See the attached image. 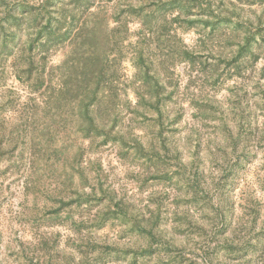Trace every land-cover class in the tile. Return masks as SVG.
Wrapping results in <instances>:
<instances>
[{"label": "rangeland", "instance_id": "1", "mask_svg": "<svg viewBox=\"0 0 264 264\" xmlns=\"http://www.w3.org/2000/svg\"><path fill=\"white\" fill-rule=\"evenodd\" d=\"M0 264H264V0H0Z\"/></svg>", "mask_w": 264, "mask_h": 264}, {"label": "trees", "instance_id": "2", "mask_svg": "<svg viewBox=\"0 0 264 264\" xmlns=\"http://www.w3.org/2000/svg\"><path fill=\"white\" fill-rule=\"evenodd\" d=\"M96 32L94 27L89 29L88 41L94 45V48L91 46L88 50V58L83 61L82 76L74 79L68 77L67 74H62V80L59 81L58 87L51 89L47 99L48 102L52 101L56 107L67 106L71 107L72 111L76 110L81 118V127L84 129H90L94 125L93 120L97 116L98 100L102 99L103 102L105 99L111 103L113 99L109 94L110 82L105 77L106 66L103 62L104 56H102L104 53L101 51L102 48L96 44L99 42ZM100 86H102L101 91L97 94Z\"/></svg>", "mask_w": 264, "mask_h": 264}]
</instances>
